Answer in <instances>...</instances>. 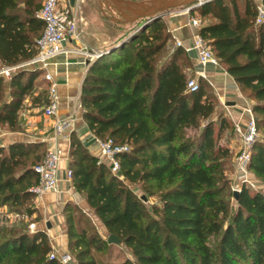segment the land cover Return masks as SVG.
Listing matches in <instances>:
<instances>
[{
    "label": "trees",
    "instance_id": "obj_1",
    "mask_svg": "<svg viewBox=\"0 0 264 264\" xmlns=\"http://www.w3.org/2000/svg\"><path fill=\"white\" fill-rule=\"evenodd\" d=\"M243 1L241 11L240 0H211L190 16L200 20L199 35L252 102L259 137L248 168L264 184V25L256 24L254 0ZM40 8V0H0L3 66L36 56L44 31ZM124 26L129 34L88 68L83 119L95 137L128 146L117 156L120 173L155 202L148 207L72 133L71 186L107 235L68 202L62 214L69 253L76 264H113L118 245L129 254L119 264H264V192L243 185L231 201L233 150L223 138L236 135L234 123L222 110L212 118L219 101L206 79L196 77L198 89H188L191 62L181 47L169 53L172 35L163 19ZM43 73L19 68L8 80L0 77L1 129L20 130L27 99L48 104ZM46 151L41 143L0 147V208L27 217L36 212L34 167ZM109 235L120 243L109 244ZM52 253L45 232H30L22 221L0 225V264H61Z\"/></svg>",
    "mask_w": 264,
    "mask_h": 264
},
{
    "label": "crops",
    "instance_id": "obj_2",
    "mask_svg": "<svg viewBox=\"0 0 264 264\" xmlns=\"http://www.w3.org/2000/svg\"><path fill=\"white\" fill-rule=\"evenodd\" d=\"M83 2L84 0H63L60 4V8L68 5L74 9L77 19H79L80 40H71L65 43L64 47L66 50H69V52L53 59L52 65L50 66V71L53 73L54 81L57 84L61 99L57 117L73 118V122L68 130L69 136L57 137L54 133L56 117L45 116L43 114V106H32L28 99L26 100V107L19 116L20 130L12 132L3 129L0 132V147H7L13 143H41L46 150L54 145H58L63 150V159L60 164V188L62 192L59 194L48 193L41 199H36L35 212L37 213L38 209V213L43 220V225L42 223H38L37 230L47 234L53 250L58 255L69 253L67 232L64 227V216L62 214L64 206L68 202H72L87 214V210L90 209L85 199L64 180L65 172L69 168L70 162V135L72 133L76 134V136L83 141L90 153L98 157V150L93 141L92 134L87 123L83 119L81 104L82 85L88 68L94 60L86 59L73 50L85 45L101 52L121 34L120 30H116L115 33L112 32L111 27L106 26L103 22L99 23V21L95 22L92 20L93 22H91L90 25L85 23L80 15ZM239 4L241 11L245 10L244 1L240 0ZM104 18L109 20L105 16ZM190 18V14L186 13L184 8L172 11L162 18L172 35V42L175 44L180 42L182 45L180 47L183 49L184 47H190L192 45V37L197 32L196 29L189 24ZM109 21L117 27L124 26L123 24H118L111 20ZM185 53L190 62L194 65L193 71L187 72L188 75L191 72L192 74L194 73V76L198 77V72L201 70V67L197 60L196 51H185ZM1 67L4 66L0 62V68ZM26 68L30 69L31 67L26 66ZM206 80L218 98L221 110L225 112L233 123H238L241 128L244 129L248 120L244 111L252 102L242 95L234 79L221 66H208L206 69ZM235 146H239V142H235ZM16 216H18V214L10 213L7 206L0 208V223L9 220V218L12 220V218ZM102 228L101 235L105 237L107 232L103 226ZM71 264H76V262L73 260Z\"/></svg>",
    "mask_w": 264,
    "mask_h": 264
},
{
    "label": "built area",
    "instance_id": "obj_3",
    "mask_svg": "<svg viewBox=\"0 0 264 264\" xmlns=\"http://www.w3.org/2000/svg\"><path fill=\"white\" fill-rule=\"evenodd\" d=\"M63 0H43L40 10L37 12V17L44 24L43 34L36 40L37 54L30 61L23 63L16 67H1L0 77L10 79L12 72L19 68L31 67L30 69H40L43 73V78L49 83L48 104L43 107V114L47 117H56L54 124V133L57 137H68V130L73 118H59L57 112L61 104L60 95L57 84L54 81L53 73L50 71L53 59L59 55L66 54L69 50L65 49V43L71 40L79 41L80 32L78 29V21L76 13L71 6L65 5L60 8ZM257 5L256 24L264 25V0H255ZM202 5V1L198 4ZM186 13L190 14L191 8H184ZM189 24L196 29L193 35L192 45L184 47L186 52L196 51L197 60L201 67L198 72V77L206 79V69L212 65L219 67L220 64L214 56L212 50L208 47L205 40L199 35L200 20L190 18ZM177 47L182 46L180 42L176 43ZM75 53L85 57L89 60H96L101 52L91 49L85 45L73 50ZM187 87L190 91L198 89V82L196 79L188 80ZM248 117L244 129L237 123L235 125V133L239 142L238 155L234 162V171L239 184L236 185L234 191L240 192L243 185H255L250 180L249 162L251 158V151L254 143L259 137L256 127L255 117L252 111V104L247 106L244 111ZM93 141L98 150V158L100 162L108 165L111 173L120 179H123L120 173V162L117 158L118 154L127 151L128 146H121L114 143L112 139L102 140L92 135ZM63 159V150L58 145H54L46 151V155L34 167V171L38 176V184L31 188L35 194L36 199H41L45 194H59L62 192L60 188V164ZM65 182L71 185L72 172L68 168L65 172ZM35 224L30 225V232L36 231ZM59 259L61 264H71L73 258L71 254L65 253L58 255L54 250L51 255Z\"/></svg>",
    "mask_w": 264,
    "mask_h": 264
},
{
    "label": "rangeland",
    "instance_id": "obj_4",
    "mask_svg": "<svg viewBox=\"0 0 264 264\" xmlns=\"http://www.w3.org/2000/svg\"><path fill=\"white\" fill-rule=\"evenodd\" d=\"M134 1H142V0H134ZM42 3H43V0H40V5L41 6H42ZM80 15L84 19V22L87 23L88 25H90L91 22H93V21H95V22L99 21V23L103 22L106 26L111 27L112 32H114V33L116 32V30H120L121 31L120 36L115 38L112 42H115L117 40H121L125 35L129 34L127 32V30H126L127 27H125V26H118L117 27V26L113 25V23H111L109 20L104 18V15L102 14V11H101V9L99 7L98 0H84V2L82 4V7H81ZM78 18H80V17H78ZM77 21H78V29H79V19H77ZM175 48H177L176 44L174 42H171V44L169 46V49H168L169 53H171V51H173V49H175ZM190 65H191L190 66L191 68L189 69V71L192 72L193 69H194L193 68L194 65L192 63ZM191 72L189 74V76H190L189 80L190 79H196V76H192ZM220 110H221V108H220V105H219L216 114L212 116V118L214 120H216L217 114L220 112ZM2 130L3 129L0 128V132ZM228 135L229 134H226V136H224L223 142H226L227 140H229L230 143H231L230 147L233 150V160H232L233 164H232L231 170L229 171L228 177L231 180V190L234 193L233 189L236 188L237 184H239V181L237 180L236 175H235V171H234V162H235V159H236V157L238 155L239 146H237V147L235 146V142L236 143L238 142L237 141V135L234 134V135L231 136V138H229ZM121 180H123L126 183V185H128L131 189H133L138 197H142V200H143V197L145 198V196L143 194V191L139 187L132 186L124 178L121 179ZM250 180L255 185V187H254L255 189L257 188V189H260L261 191L264 192V184L261 183L257 178H255V176L251 172H250ZM247 186L252 188L251 185H247ZM235 199H236L235 197H231L232 203H235ZM143 202L149 207L153 202H155V198H148V199L145 198L143 200ZM34 205H35V209H36V198L34 200ZM87 211H88V215L87 216L89 218H91V220L93 222V225L98 230V232L101 234V232H102L101 230L103 228L101 226L100 221L98 220V218L94 215V213L90 209L87 210ZM20 221H22L27 226V229L29 231H30V225L31 224H35L36 229H37L38 223L39 224L42 223V225H43V220H42L41 215L38 213V209H37V213L32 214L30 217H27L25 214H20V215L18 214V216H16L15 218H12V220H11V218H9V220L3 221L2 223H0V225H2V224H5L7 226L18 225L20 223ZM127 256H129V254L125 250V248L116 245L115 247H113L111 262L113 264H119ZM72 258H73V256H72ZM105 258H106L105 255L101 256V259L104 260V261H105ZM73 260H74V258H73Z\"/></svg>",
    "mask_w": 264,
    "mask_h": 264
},
{
    "label": "water",
    "instance_id": "obj_5",
    "mask_svg": "<svg viewBox=\"0 0 264 264\" xmlns=\"http://www.w3.org/2000/svg\"><path fill=\"white\" fill-rule=\"evenodd\" d=\"M200 1L204 4L211 0H98V3L102 14L106 18L115 23L127 25L137 21L147 23L159 20L170 12L180 8L190 7L192 10L199 7ZM118 41L111 42L104 51H101V55L108 52ZM238 193V191H234L235 198ZM107 242L109 244L120 243L115 235H109Z\"/></svg>",
    "mask_w": 264,
    "mask_h": 264
}]
</instances>
